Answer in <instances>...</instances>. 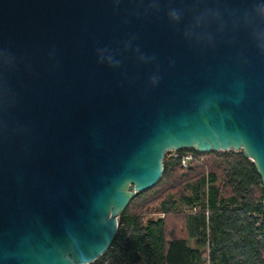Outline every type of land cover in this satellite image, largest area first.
Returning a JSON list of instances; mask_svg holds the SVG:
<instances>
[{
    "label": "water",
    "instance_id": "1",
    "mask_svg": "<svg viewBox=\"0 0 264 264\" xmlns=\"http://www.w3.org/2000/svg\"><path fill=\"white\" fill-rule=\"evenodd\" d=\"M182 150L264 189V0H0V264L95 262Z\"/></svg>",
    "mask_w": 264,
    "mask_h": 264
},
{
    "label": "trees",
    "instance_id": "2",
    "mask_svg": "<svg viewBox=\"0 0 264 264\" xmlns=\"http://www.w3.org/2000/svg\"><path fill=\"white\" fill-rule=\"evenodd\" d=\"M192 153L184 170L165 155L163 173L118 218L109 249L91 264H264V189L242 152Z\"/></svg>",
    "mask_w": 264,
    "mask_h": 264
},
{
    "label": "built area",
    "instance_id": "3",
    "mask_svg": "<svg viewBox=\"0 0 264 264\" xmlns=\"http://www.w3.org/2000/svg\"><path fill=\"white\" fill-rule=\"evenodd\" d=\"M167 154L168 157L175 159L180 164V167L184 170L202 165V161L192 153L170 151Z\"/></svg>",
    "mask_w": 264,
    "mask_h": 264
}]
</instances>
